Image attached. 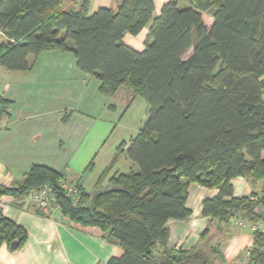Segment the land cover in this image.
I'll return each instance as SVG.
<instances>
[{"label": "trees", "instance_id": "1", "mask_svg": "<svg viewBox=\"0 0 264 264\" xmlns=\"http://www.w3.org/2000/svg\"><path fill=\"white\" fill-rule=\"evenodd\" d=\"M88 3L0 0V66L25 71L30 56L70 51L80 69L101 80L103 93L127 86L142 96L147 118L118 148L97 186L122 153L138 169L112 175L109 188L92 198L63 172L33 165L21 182L0 185V196L52 186L53 203L66 217L122 246L124 253L106 264H214L219 252L207 247L211 225L219 228L235 215L250 224L264 220V0H169L156 18L153 0H122L117 11L92 14ZM204 13L212 16L210 27ZM148 24L143 51L123 43L126 33L137 35ZM11 104L0 97V118ZM238 176L262 180L261 194L226 200ZM65 183L77 192L69 193ZM192 183L219 189L203 201L211 222L201 236L206 243L170 248L167 223L191 216ZM27 235L0 211V246L17 242L18 248ZM253 239L248 264H264V233L253 232Z\"/></svg>", "mask_w": 264, "mask_h": 264}, {"label": "crops", "instance_id": "2", "mask_svg": "<svg viewBox=\"0 0 264 264\" xmlns=\"http://www.w3.org/2000/svg\"><path fill=\"white\" fill-rule=\"evenodd\" d=\"M168 1L153 0L154 18ZM121 2L89 0V13L99 8L117 11ZM211 24L206 23L208 27ZM150 26L137 35L126 33L123 43L143 51ZM3 39L0 33V42ZM30 64L25 71L0 66V97L12 102L0 118L1 186L17 184L33 165H44L63 172L68 182L78 183L93 198L99 190L109 188L108 179L112 175L138 169L122 153L108 179L97 186L121 144L139 131L141 126L127 115L136 103H146L142 96L135 95L127 86L120 87L114 95L103 93L101 80L80 69L70 51H44L30 56ZM147 110L146 103L144 114ZM144 114L140 121L144 120ZM232 185L234 195L226 198L228 201L253 199L254 194L260 195L263 190L262 180L242 176L233 178ZM218 194L219 189L190 184L186 206L192 214L187 219L168 221L170 248L191 250L206 243L201 236L211 222L210 216L203 214V201ZM32 196V193L0 196L2 214L24 227L28 234L24 244L16 249L7 243L0 246V264H106L124 253L122 246L104 238L99 228L76 224L54 203L47 214H42ZM239 222L247 226H240ZM249 225L236 215L219 228L211 225L207 247L217 248L219 252H213L214 264H248L244 254L254 242Z\"/></svg>", "mask_w": 264, "mask_h": 264}, {"label": "built area", "instance_id": "3", "mask_svg": "<svg viewBox=\"0 0 264 264\" xmlns=\"http://www.w3.org/2000/svg\"><path fill=\"white\" fill-rule=\"evenodd\" d=\"M66 2H75V3H82L84 0H65ZM63 187L69 192V193H76V188L69 184L65 183L63 184ZM33 203L36 206V208L42 213L47 214L50 210L51 204L55 201V193L50 185H46L36 192H34L33 196ZM79 196L76 197V201L79 200ZM240 226H247L244 222H239ZM252 232H261L264 233V220L260 223H252L249 225ZM251 247H249L248 255H250Z\"/></svg>", "mask_w": 264, "mask_h": 264}, {"label": "rangeland", "instance_id": "4", "mask_svg": "<svg viewBox=\"0 0 264 264\" xmlns=\"http://www.w3.org/2000/svg\"><path fill=\"white\" fill-rule=\"evenodd\" d=\"M204 17H205V22L211 24V22H212L211 14H206ZM144 104H146V103H139V102L136 103L135 106L132 107V109L128 112V115H127V118L129 120H131L133 123L139 124L140 126H142L143 123L145 122L144 120H146L145 118L147 115V114H144V113H146L144 111ZM142 113L145 116H143L144 120L140 121V119H141L140 117H142L141 116ZM248 252H249V248L246 250V253L244 254L246 261H249V257H250V255H248Z\"/></svg>", "mask_w": 264, "mask_h": 264}, {"label": "water", "instance_id": "5", "mask_svg": "<svg viewBox=\"0 0 264 264\" xmlns=\"http://www.w3.org/2000/svg\"><path fill=\"white\" fill-rule=\"evenodd\" d=\"M11 248H12V249H16V248H17V242H13V243L11 244Z\"/></svg>", "mask_w": 264, "mask_h": 264}]
</instances>
